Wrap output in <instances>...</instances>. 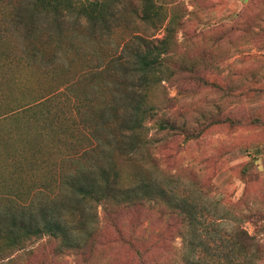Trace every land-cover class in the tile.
<instances>
[{
    "label": "trees",
    "instance_id": "obj_1",
    "mask_svg": "<svg viewBox=\"0 0 264 264\" xmlns=\"http://www.w3.org/2000/svg\"><path fill=\"white\" fill-rule=\"evenodd\" d=\"M10 6L0 41L15 36L21 48L0 52V264H13L17 253L45 236L55 239L57 254H85L96 243L101 218L135 248L124 233V211L155 205L179 217L187 264L263 262L254 235L236 227L224 238L220 224L204 218L195 203L165 182L174 175L126 174L120 163L144 154L150 158L157 134L197 138L203 130L186 128L155 101L156 90L176 72L167 62L174 19L162 38L150 31L166 21L163 5L13 0ZM128 6L138 27L118 38L116 32L129 23ZM72 18L88 40L102 43L101 60L73 78L50 83L48 90L29 89V99L13 96L11 83L19 79L9 84L4 69L17 64L33 73L38 67L53 77ZM137 254L133 262L147 264L145 254L139 249Z\"/></svg>",
    "mask_w": 264,
    "mask_h": 264
},
{
    "label": "rangeland",
    "instance_id": "obj_2",
    "mask_svg": "<svg viewBox=\"0 0 264 264\" xmlns=\"http://www.w3.org/2000/svg\"><path fill=\"white\" fill-rule=\"evenodd\" d=\"M12 1L0 0L3 32ZM128 1L133 7L138 0ZM157 2L163 5L167 19L150 31L162 38L167 33L166 24L174 19L167 62L176 72L163 83V89L156 90L155 101L186 128L203 130L197 138L157 134L150 158L144 154L136 161L120 163L126 174L174 175L172 180L164 178L165 182L195 203L205 213L204 218L220 224L224 238H230L236 227L245 228L261 244L263 256L264 0ZM131 6L124 14L129 23L116 32L118 38L138 27ZM72 25L64 29L53 77L44 76L41 71L45 70L38 67L33 73L17 64L4 69L6 82L19 79L11 83L13 96L25 94L29 99V89L48 90L53 85L50 83L73 78L101 60L102 43L88 40L81 26ZM20 48L15 36L0 41V52ZM51 51L48 46L46 53ZM155 131L154 127L151 132ZM99 214L102 217L101 207ZM122 226L136 249L101 218L96 243L85 254H57L55 239L45 236L17 253L13 264H136L137 249L145 254L147 264H187L180 219L164 205L125 210Z\"/></svg>",
    "mask_w": 264,
    "mask_h": 264
}]
</instances>
